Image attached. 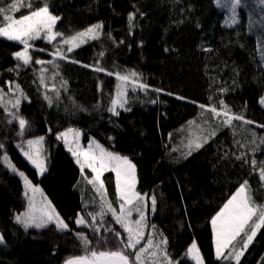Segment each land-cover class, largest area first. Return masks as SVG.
I'll use <instances>...</instances> for the list:
<instances>
[{
  "label": "trees",
  "instance_id": "1",
  "mask_svg": "<svg viewBox=\"0 0 264 264\" xmlns=\"http://www.w3.org/2000/svg\"><path fill=\"white\" fill-rule=\"evenodd\" d=\"M14 2L0 0V8L8 9ZM20 3L23 7L7 14L18 19L46 4L52 14L61 17L54 30L63 36L53 43L32 41L44 51L32 49L28 65L13 56L23 46L0 37V144L4 146L0 148V264H65L66 259L86 254L76 233L90 238V247L98 250L117 248L115 236L104 228L99 234L104 241L98 243L91 228L76 225L80 212L92 223V207L82 206L79 168L56 138L69 128L80 130L85 141L93 139L107 151L133 161L136 191L156 200L148 222L167 239L173 264H195L186 255L194 239L204 264H236L234 259L215 258L211 218L244 181L254 200L264 206L260 179L264 127H257L264 125L260 103L264 95L263 45L247 31L244 9H239L240 22L229 28L223 10L213 0ZM130 13L134 14L131 26ZM5 23L0 15V26ZM97 23L103 25L97 37L88 38L71 52L60 43L62 37ZM55 49L63 58L55 55ZM37 59L45 63L37 64ZM131 72L139 74V82L147 87L129 89L125 107L131 110L113 116L108 108L117 88L116 74ZM17 98L18 108L13 107ZM225 107L229 114L254 123L233 120L227 126L221 123L226 116L206 110L223 112ZM19 118L27 122L23 135L18 134ZM190 121L194 123L190 125ZM213 131L216 135L210 136ZM41 136L47 171L39 177L16 144L24 146ZM197 136L210 138L199 149L193 144L189 155V141ZM5 155L42 190L68 230L59 231L54 224L25 230L16 223L27 200L19 176L10 172L3 159ZM103 180L110 198L116 200L114 174L105 173ZM103 222L104 227L122 229L110 214L104 215ZM100 225L97 217L95 226ZM239 264H264V227L257 231Z\"/></svg>",
  "mask_w": 264,
  "mask_h": 264
},
{
  "label": "snow or ice",
  "instance_id": "2",
  "mask_svg": "<svg viewBox=\"0 0 264 264\" xmlns=\"http://www.w3.org/2000/svg\"><path fill=\"white\" fill-rule=\"evenodd\" d=\"M249 2L259 6L260 8V18L258 21H253L249 18V29L251 30L259 24L260 33L259 38L261 44L264 45V0H215L217 8L226 11L225 16V26L233 27L238 24L239 12L238 9H247ZM23 7L20 0H15L14 3L8 6V9L0 8V15L3 16V21L7 22L3 26H0V37H4L9 41H15L22 44L23 50L17 51L13 54L14 58L21 61L24 65H28L32 60L29 55L30 41L46 39L49 43L56 40L57 37L63 36V33L56 29L57 22L61 19L60 16L54 15L50 12L48 6L40 7L36 10L31 11L29 14L23 15L22 17L16 19L12 15H8V11L19 10ZM134 20V14L130 13L128 16L129 25H132ZM103 25L97 23L95 25L89 26L85 31H81L76 35L71 36L70 39L64 41L67 44H75L79 46V41L85 37L90 39H95L99 34L97 30L101 29ZM43 34V35H42ZM69 52L72 51V47L67 49ZM44 51V49H40ZM262 55L261 60H264V47L260 49ZM55 55L63 58L60 50L58 49ZM37 64H43L45 61L37 59L35 61ZM97 71H102L103 69H96ZM41 71H44L43 69ZM112 75V73H108ZM116 79L121 82L123 87L118 86L115 98L111 99V106L108 111L113 116L120 115L117 108L130 111V108L125 106L128 103V89L127 84L132 85V91H136L137 86L139 89L143 90L147 85L139 82V74L136 72H131L129 74H116ZM43 80V78H42ZM11 84V82H9ZM17 92H20L23 96L22 90L19 86L16 87ZM11 91V87L9 88ZM179 98V97H178ZM52 104L50 97H45ZM155 102V101H153ZM260 103L264 105V97L261 98ZM20 104V99L17 98L13 107L18 108ZM223 105V101H221ZM204 108L205 106H201ZM211 111L215 116L224 115V119L221 123L227 126H231L233 120H243L246 124H252L253 121L245 120L243 116L229 114V110L225 107L223 112L217 111L215 108L206 109ZM15 117L14 113H9ZM12 121H9L11 123ZM26 120L19 118V135H23L26 130ZM194 122L190 121L189 124ZM257 127H264V125H257ZM74 133L73 143L80 136V132L69 128L66 132H61L57 134V140L61 137L64 138V143L66 146L69 145L68 134ZM216 132L213 131L210 136H215ZM255 136V134H253ZM210 137L197 136L195 140L189 141V155L191 154L192 145L194 144L195 149H199L203 146V143H207ZM44 137L41 136L35 140L29 139L27 141L28 150L23 151V145H17L22 149V153L26 160L37 170L39 174H43L47 171L45 158L42 156L41 142ZM202 141V142H200ZM4 146L0 144V148ZM95 151L91 150H81L79 148L73 149L69 146L68 150L72 152V155L76 157L77 164L80 165L83 171L85 165L94 174L89 183L95 184L99 182V188H97V193L100 194V190L104 188V184L101 181V176L105 169L114 171L116 174V189L118 193V198L122 201L119 205V212L113 207L111 203L105 200L104 195L101 194L100 211L98 213H89L92 216V223L86 222L83 216H77L76 224L77 226L83 225L85 227L91 228L99 237L98 243L104 241V237L100 236L101 228L107 233H112L117 243V248L115 250H98L95 247H90L92 241L90 238L85 236L83 233H76L77 239L80 241L85 255H77L72 258L66 259L65 264H145L144 255L147 253L154 259L148 262V264H172L171 258L168 256L167 248H161V245H167V239L162 240L154 239V233H148L146 243L142 244L145 240L144 229L147 227L146 216L142 211V206L145 204L146 198L140 193L135 191L136 187V166L127 158L122 157L113 152L107 151L99 144L95 145ZM81 157H83V163L81 162ZM7 166L20 177L23 178L24 185L26 188H31L33 192L39 191V188L34 187L30 180L25 176L23 171H19L9 160L7 155L3 157ZM241 159V157H237ZM246 162V161H245ZM253 166H255L256 161H252ZM98 165V166H97ZM261 182H264V169L260 170ZM153 211L155 210V197L151 198ZM105 209L111 212L112 218L116 224H118L123 232L127 234L126 241L122 238V233L120 231L114 230L111 226L104 227L103 217L106 214ZM137 213L139 218L132 219L133 213ZM100 216L101 225L96 227V218ZM17 224L23 225L25 230L29 228L41 229L51 224H55V227L59 231L68 230V225L60 218L59 215L55 214V209L51 208V205H47L46 208H41L37 211L33 202L30 201L29 210L27 212L17 214L15 217ZM212 233H213V243L215 246L216 258L218 260H235L236 264H239L241 257L247 250L249 244L252 242L257 234V231L264 227V206L259 205L253 198L251 189L247 181H244L236 189L235 193L231 194L230 198L226 203L216 212V214L211 218ZM155 229V225H151ZM162 235V234H161ZM246 237V239L242 238ZM239 238V239H238ZM3 242V237L0 236V243ZM142 245V246H141ZM138 246H140L138 248ZM151 250V251H149ZM158 252L163 255V260L155 259ZM55 254V253H54ZM186 255L195 262V264H204L203 258L201 256L200 249L197 243L193 241L191 245L186 250ZM130 257H134L130 259Z\"/></svg>",
  "mask_w": 264,
  "mask_h": 264
},
{
  "label": "rangeland",
  "instance_id": "3",
  "mask_svg": "<svg viewBox=\"0 0 264 264\" xmlns=\"http://www.w3.org/2000/svg\"><path fill=\"white\" fill-rule=\"evenodd\" d=\"M213 2L216 5L215 0H213ZM221 10H223V9H221ZM237 11L239 12V9ZM223 12H224V16H226L227 15L226 11L223 10ZM250 17L253 19L254 22L255 21H258L259 18H260V8H259V6L255 5V4L251 3V2H249L248 6H247V9H244V20L246 21V27H247V31L248 32H250V29H249V26H248L249 25V18ZM259 33H260V28H259V24L257 23L256 26L251 30V34H253L254 36H258L259 37ZM70 38H71V36H69V37H62V39L60 40V43L61 44H65L68 48L69 47H72V49L78 47L75 44H67V43H64L65 40L70 39ZM87 39H88V37H85L82 40H80L79 41V45H81L82 43H84ZM41 40L44 41L45 43H49L46 39H41ZM54 41L55 40H53L51 43H53ZM31 42L32 41L29 42L30 45L32 46V47L29 48V55L30 56H31V50L32 49H37V50H40L41 49L40 47L34 45ZM17 43H19V42H17ZM263 47H264V45H263ZM55 50H57V49H55ZM30 63H31V61H30ZM138 83H140V82H138ZM118 86L123 87V85H121V82L120 81H117V88H118ZM126 87H127L128 90L129 89H132V85L131 84H127ZM117 88H116V92H115L114 98H115L116 93H117ZM136 89H139V87L137 86ZM262 97H264V95ZM262 106H264V105H262ZM120 110H122V109L117 108V111H120ZM71 129H73V128H71ZM67 130H65L63 132H66ZM74 130H77V131L80 132V136L76 140V143H73L74 133H69L68 134V140H69V145L68 146L65 145L64 138L63 137H61L60 141L63 144V146L66 148V150L68 151V153L72 156V158L74 159L75 163L77 164V162H76V159L77 158L72 155V152H70L68 150V147L71 146V147H73L74 150L77 149V148H79L81 150H90V142H91V150L95 151L96 150L95 149V145L98 144V143L95 140H93V139H88V140L85 141L84 138H83L82 132L80 130H78V129H74ZM37 138H39V137H37ZM37 138H33L32 140H35ZM41 144H42L41 151H42V156H43V142H41ZM16 145H19V144L17 143ZM18 150L21 153V155L24 157V155L22 153V149L20 147H18ZM27 150H28V145L26 143L23 146V151H27ZM43 158H45V157L43 156ZM24 159L26 160L25 157H24ZM80 159H81V162L83 163V157H81ZM130 161L133 163L132 160H130ZM77 166L79 168V171H80V179L82 181V186L79 189V194H80L82 206H84V207H92V213L93 214L98 213L100 211L101 194H103L105 200H107L109 203H111L113 205V207L117 210V212H119V205L122 203V201L118 198L117 189H116V197H115L116 200H114V198L113 199L110 198L109 194L106 191L105 185H104V188L100 190V194H98L97 193V188H99V182H97L95 184V186H94V184L88 182L89 179H91L93 177V175H94L91 172V170L86 165H85L83 171L81 170V167H80L79 164H77ZM46 167H47V164H46ZM8 169L10 170V172L14 173L9 167H8ZM107 172H112L114 174L115 183H116V174H115V172L114 171H111V170H108V169H105L104 172H103V174H102V176H101V181L103 182V184H104L103 176ZM14 174L18 175L17 173H14ZM43 174L41 175V174L38 173V176L41 177V176H43ZM19 178L21 180V183H22V186H23V189H24V194H25L26 200H27V207H26V209H25L24 212H27L29 210L30 201L34 203L37 211H39V209H41V208H46L47 205H51V203L49 202V200L47 199V197L45 196V194L42 192V190L39 187L34 186L32 184L34 187L39 188V191L33 192L31 188H26L25 187L23 178L20 177V176H19ZM136 185H137V174H136ZM135 191H136V187H135ZM51 208H53L52 205H51ZM142 211L144 212V214L146 216V224H147V227H145V229H144V232H145V240L142 241V244L143 243H146L148 233H154V239H159V240L164 239V237L161 235V233L156 228L153 229L151 227V225L149 224V222H148L149 216L153 213V206H152V200H151V198L150 199L149 198H146L145 204L142 206ZM24 212H22V213H24ZM105 213H106L105 215H107V214H110L111 215V212L107 211V209H105ZM55 214L58 215V213L56 211H55ZM78 215L79 216H83L82 212H80ZM97 217H100V216H97ZM138 218H139L138 214L134 212L132 219H138ZM80 226H83V225H80ZM211 230H212V225H211ZM119 231L122 233V236L125 238V241H126L127 234L123 232V229H120ZM212 236H213V233H212ZM193 241H195L197 243L196 239H194ZM213 245H214V243H213ZM139 247L140 246H138V248ZM164 247H166V246L165 245H161V248H164ZM149 251H151V250H149ZM214 254H215V258H216L215 246H214ZM144 258H145V264H148L149 261H151L152 259H154L153 257H151L150 255H148L147 253H145ZM130 259H133L134 260V257H130ZM155 259H159V260L162 261L163 260V255L158 252L157 257ZM172 264H173V262H172Z\"/></svg>",
  "mask_w": 264,
  "mask_h": 264
}]
</instances>
